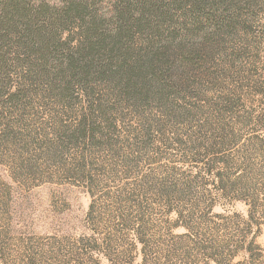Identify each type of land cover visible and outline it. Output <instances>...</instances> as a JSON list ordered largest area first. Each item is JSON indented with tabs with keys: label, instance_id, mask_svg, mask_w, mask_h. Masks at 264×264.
<instances>
[{
	"label": "rangeland",
	"instance_id": "374dc122",
	"mask_svg": "<svg viewBox=\"0 0 264 264\" xmlns=\"http://www.w3.org/2000/svg\"><path fill=\"white\" fill-rule=\"evenodd\" d=\"M234 13L232 25L203 28L189 59L176 55L162 100L95 73L54 92L39 46L11 34L0 264H264V0ZM68 38L75 51L79 30ZM93 109L95 136L77 140Z\"/></svg>",
	"mask_w": 264,
	"mask_h": 264
},
{
	"label": "trees",
	"instance_id": "16d2710c",
	"mask_svg": "<svg viewBox=\"0 0 264 264\" xmlns=\"http://www.w3.org/2000/svg\"><path fill=\"white\" fill-rule=\"evenodd\" d=\"M103 1L64 0L60 8L45 1L35 7L34 0H1L0 65L6 62L11 34H23L18 37L39 46L41 76L50 79L54 92L68 87L70 79L79 77L82 84L95 73L107 81H117L126 96L138 94L140 101L152 96L162 100L171 87L167 75L176 55L189 59L204 27L232 25L237 20L232 16L235 8L253 0H116L107 11ZM74 28L79 30L75 51L70 48V38L63 40L66 31ZM51 59L57 61L56 72L45 71ZM53 97L56 104L61 102L57 95ZM9 99L17 103L19 94L13 93ZM93 110L79 123L74 133L77 140L95 136ZM246 230L243 228V233Z\"/></svg>",
	"mask_w": 264,
	"mask_h": 264
}]
</instances>
